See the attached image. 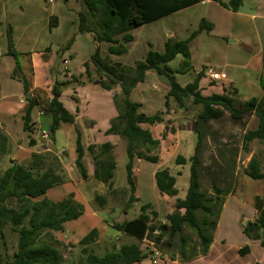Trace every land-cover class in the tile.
Here are the masks:
<instances>
[{"label": "rangeland", "instance_id": "rangeland-1", "mask_svg": "<svg viewBox=\"0 0 264 264\" xmlns=\"http://www.w3.org/2000/svg\"><path fill=\"white\" fill-rule=\"evenodd\" d=\"M212 1L202 0L190 7L132 29L129 33L133 37V41L125 44L126 51L120 55H110L107 50L109 43L97 42L93 33L78 32V13L85 11V7L80 0H0V50H2V53L7 51V32L10 28L12 42L17 52L16 59L7 54L0 57V70L3 77H6L11 71L13 74L17 61L21 71L24 72L25 68L29 71L27 68L29 67L31 53L34 55L39 51H46L52 65L54 84H62L60 86L61 91L63 90L62 100L64 103L69 104L70 101L67 97L69 85H63L66 80L65 75L67 73L75 74L70 77V81H74L79 72H82V75L90 81L97 79L98 76L95 74L92 77L85 74L83 65L87 62L93 67L91 55L97 47L102 58L108 57L113 63L133 66L136 61L145 58L150 48L163 52L167 38L183 40L189 37L192 31L198 29L201 19H204L212 24V30H201L190 41V71L188 74L177 75V80L182 83L199 72L209 74L212 71H224L228 76V80L232 78L233 85L237 90L232 95L235 98L236 106L241 107L244 101L249 100L251 97L259 98L262 95V85H264V20H260L256 24L251 23L248 28L239 33L238 36L240 37L236 40V35L229 33L227 20H223V14L220 12L223 10ZM54 17L57 18L55 24H53ZM169 32L172 34H169ZM119 40H122L121 36H119ZM64 59L67 61L66 64L63 63ZM181 63L182 57L178 56L168 65L172 70H179ZM193 81L194 79L191 80V82ZM168 85L165 76L157 74L154 70H148L143 82L136 86L132 99H130L132 101L136 100V102L142 101L139 111L147 115L161 114L164 117L169 113L173 116V119L167 118L168 120L164 123L166 130L163 131L165 133H175L177 130L180 132L182 129L188 128L194 139H197V133L195 132L197 126L202 137L199 147L202 189L216 195L212 188L213 184L218 188H228L231 194L237 195L232 197L233 199H229L230 205L233 206L236 202L234 199L237 198L240 203L236 202L234 207H239L242 212H249L251 207L239 196H245V194L252 196L256 192L264 196V182L263 184L260 182L257 188L252 182L253 179L244 172L248 161L253 156L259 160L261 171L264 172L263 144L254 139L249 142L247 151L244 150L242 144V136L248 130L256 127L257 118L251 111H247L241 119L236 120L227 111H223L220 117L207 122L200 121L196 125V116L201 111V105L193 104L191 97H187L184 99V106L182 107L173 97H169L168 105L165 106L166 87ZM85 87L93 86L87 84ZM228 89L231 88L228 86ZM140 90H143L144 94H141ZM221 90L222 87L209 88L207 85V87L200 89V92L211 94ZM86 91H88V88L82 92L85 94ZM203 93L201 92L202 95ZM87 96L90 97L89 94ZM88 108L90 109V105H88ZM37 120L39 128L48 129L49 115H40ZM38 125L33 126V132L31 133L24 131L21 125L18 132H12L11 139L3 136L0 138L2 143L0 175L10 166L11 161L27 164L32 159V152H29L32 149L42 153V150L48 147L53 153L55 150L58 152L66 151L67 154L71 153L77 137V132L73 128L69 125H63L53 134L54 140L51 142L34 138V136L39 137ZM182 134H184V139L178 137V140L186 150L185 152L183 150V152L191 153L190 141L185 138L187 131ZM32 140H34V145L31 144ZM159 152L160 147L155 149L153 154H159ZM126 160L125 153L123 155L119 154L117 157L114 184L118 189L113 194L106 191L103 195L107 201L105 208L93 198L95 195L103 194V189H97L93 193L92 188L86 189L84 185L80 184L81 181H79V184L76 183L77 185L74 184L75 186L72 182H68L50 191L51 197H54L56 193L68 192L71 189L76 190L78 188L83 191L84 196L82 202L83 212L80 217L66 222L63 231L51 232L50 238L46 236V240L48 239L59 250L61 264L85 263L86 255L82 253L83 246L79 244V240L97 225L99 217L106 219V222L111 225L108 224L110 226L108 227L99 223L101 236L97 237L87 248L97 256H103L106 253L116 251L123 243L135 241L128 234L112 232L110 228H113V223L136 217L140 212V206L144 202L164 203L159 198L160 193L157 190L154 178L150 177V169L154 163L145 160L138 163L140 171L136 173L135 177V185L141 199L129 201L130 192L128 188L125 190L122 188L128 186L124 166ZM163 161L164 164H169L174 169L175 159L170 161V158H167L166 155ZM184 171L182 178H187L189 168L186 167ZM60 172L62 173V171ZM74 173L78 176V179H81L80 172L75 166ZM187 184L188 179L186 180ZM261 186L263 188H260ZM182 188L183 186L180 183V189ZM219 197H222V195ZM5 203L9 207L18 208L19 206V203L13 197L7 198ZM111 207L119 209L116 212L107 211ZM159 213V217L150 216L149 226L152 229H155L158 223L161 222V217L163 221H166L167 213L165 209ZM116 215L117 217L112 219ZM198 215L201 216L203 213L199 212ZM207 217L209 220L214 219L212 216ZM109 219L112 220L109 221ZM227 220L230 222L231 219L228 218ZM232 221L234 227L238 228L236 220L233 219ZM206 232L210 233L211 231L206 228ZM156 235L157 233L154 234L153 231H149L146 240L140 243L145 252L151 249L150 242H153V245L160 251V260L156 264L185 262L188 256L197 254L200 250L195 230L188 226H184L180 234L186 238L184 244L185 257L180 254L182 244L178 234L173 236L165 234L159 238ZM17 240L18 234L13 232L9 224H6L2 230V236L0 235V264H6L13 259L17 248ZM148 263L154 264L150 260H148Z\"/></svg>", "mask_w": 264, "mask_h": 264}, {"label": "trees", "instance_id": "trees-1", "mask_svg": "<svg viewBox=\"0 0 264 264\" xmlns=\"http://www.w3.org/2000/svg\"><path fill=\"white\" fill-rule=\"evenodd\" d=\"M85 11L78 13V32L93 33L97 42H107L108 53L120 55L126 51L125 44L131 42L133 37L130 31L136 27L150 23L164 16L192 6L201 0H80ZM218 3L230 10L237 11L242 0H227ZM57 18H53V24ZM212 30V24L201 19L197 30L191 32L189 37L183 40H172L168 38L164 43L163 52L148 50L143 60L136 61L133 66H123L120 63H112L108 58H102L98 47L91 55V62L94 72L98 76L95 82L103 89L109 90L113 85H119L121 95H113V103L117 116L110 120L108 134H115L126 142L127 162L125 164L126 181L130 192L129 201L137 200L134 197L135 183L133 180V160L139 158L150 163L158 162V155L153 151L159 147V140L153 138L148 128L142 124L154 125L162 122L160 114L147 115L140 112V102L132 101L130 95L134 87L143 82L145 73L154 70L157 74L163 75L168 80V90L165 94V106L168 105V98L173 97L180 106L187 97H191L192 103L201 105V111L196 116V125L200 121L207 122L220 117L223 111H227L233 119H241L247 111H251L257 118V125L254 129L248 130L242 136V144L245 151L248 144L254 139L259 140L264 146V85L262 95L259 98L251 97L242 103L241 107L236 106L232 94L236 89L223 92L202 95L198 82L201 73L193 82L181 86L173 75L174 71L168 66V62L176 55L182 56L181 68L178 73L188 71L190 67L189 42L201 31ZM121 36V41L119 40ZM7 55L16 59L17 52L14 48L11 36V29L7 32ZM85 74L90 75L88 63L84 64ZM18 72V73H17ZM21 72L20 65L16 61L13 76ZM25 86L24 78L20 79ZM64 84V83H63ZM62 84L55 83L51 89V98L44 102L38 96H27L28 105L22 115L23 130L33 131L30 113L32 108L38 107L44 114L49 115L51 123L49 132L51 137L62 123L72 124L75 115L71 113L60 101ZM166 128V127H165ZM166 130V129H165ZM197 139L193 154L189 159L182 156L175 158L176 164L189 162V183L186 195L183 199H176L174 210L166 216L164 223H158L155 229L149 226L150 216L156 218L157 212L152 209L150 203H143L140 206L139 214L129 220L113 223L112 226L132 236L135 241L123 243L116 251L97 256L89 251L87 246L93 243L98 231L93 227L80 240L83 246L82 253L86 255L84 264H139L147 258V253L141 248L140 243L146 239L149 231L157 230V238L168 234L179 235L181 241L180 254L185 257L184 244L186 238L182 237L184 226L195 230L200 244V253H205L211 242V232L207 233L206 228L213 231L223 203L224 196L230 193L228 188H218L214 184L213 195L202 189L200 180V154L199 147L202 137L198 127H195ZM34 144V141H31ZM2 143L0 140V150ZM112 145L108 142L99 145L90 144L87 150L94 161V177L105 184L109 191L112 190L116 161L112 153ZM76 158L74 166L79 170L83 179L87 178L86 169L82 163L83 148L80 143L79 133L75 140ZM59 161L53 157L49 160L43 154H33L32 161L28 166L17 164L12 161L10 166L0 175V235L6 224L10 225L13 232L18 234L17 248L13 259L6 264H61V254L46 236L50 238L51 232L63 231L64 224L75 220L83 212V205L75 200L73 192L59 201L49 200L46 193L49 189L64 183L60 172ZM244 172L252 179L264 180V172L261 171L260 162L256 157H251ZM155 184L158 191L168 196H175L178 189L175 186L176 179L167 168L159 169L154 173ZM222 197H219L221 196ZM13 197L19 203L18 208L9 207L6 199ZM95 200L103 205L106 198L103 195H96ZM201 212L203 215L199 216ZM207 216L214 219L209 220ZM243 233L250 239H261V246L264 247V207L260 210L257 220L248 221ZM244 246L240 253L248 251Z\"/></svg>", "mask_w": 264, "mask_h": 264}, {"label": "crops", "instance_id": "crops-1", "mask_svg": "<svg viewBox=\"0 0 264 264\" xmlns=\"http://www.w3.org/2000/svg\"><path fill=\"white\" fill-rule=\"evenodd\" d=\"M221 1L226 2V0H221ZM212 2L217 4V6H219L221 10H223V11H220L223 14V20L225 19L227 20L226 23L229 25V28H228L229 33L236 35L235 36L237 37L236 40H238L239 39L238 37H240L238 36L239 33L243 32L245 28H248L251 25V23L256 24V22L260 20H264V0H242L241 6L235 12L222 7L218 3V0H213ZM224 10L226 11L224 12ZM227 12H231V13H227ZM169 34H172V33L169 32ZM189 51H190V47H189ZM3 54H6V52L2 53V50H0V57H2ZM178 56L180 57L181 55L180 54L176 55V57ZM190 58H191V52H190ZM108 60L112 62L109 58ZM170 62H168V64ZM190 67L188 71L184 72V74L189 73ZM27 69H29V71L26 70L25 68L24 72L21 71L16 76H13L12 71H11L6 77H3L2 71L0 70V130L2 132V133L0 132V138L3 136L5 138L11 139L12 132H18V128H20L21 125H22L21 128L23 129L22 115L25 111V108L28 105V101L26 99V97L28 96L27 93H30L29 96H32V95L38 96L44 102L49 101L51 98V89L54 85V80L52 78L53 77L52 65L50 62L49 54L46 53V51H39L34 55H32L31 53L29 67ZM92 70H94V67L88 65V71L91 77L94 76L95 74V72H92ZM177 70L178 69L176 70L173 69L174 71L173 75L175 76L176 81H178L177 75L183 74V73L176 72ZM219 72L225 73L224 71H219ZM199 73H201L200 74L201 76L199 77V82H198L199 90L203 89V87H207V85L209 88L218 87V86L222 87L221 91L214 92L218 94L222 93L224 88H226L227 90H231L232 88L235 89L232 78L228 80V76L226 73H225L226 79L224 80H212L210 77V73L209 74H203V72H199ZM74 75L75 74L67 73L65 75L66 80L63 82L64 84L69 85L68 87L69 92L67 94V97L70 103L66 104L63 102L62 100L63 90L61 91V96H60V101L63 103L65 108H67L71 113L75 115L74 122L72 124L62 123L59 128H61L63 125H69L71 128H73L76 132L79 133L80 143L84 151L83 156H82V163L86 169L87 178L83 179L82 176H80L81 179H78V176L74 173V160L76 158L75 146L71 150L70 154H67L66 151L58 152L57 150H55V152L53 153L50 151V148L48 147H46V149H43L42 153L49 160L55 157L59 161V165H60L59 170L62 171L61 174L64 180V183L48 190V192L46 193L47 198L52 201H59L65 198L69 192H73L75 196V200L82 204L83 199H84L83 191L79 190L78 188L76 190L71 189L68 192L64 191V192L56 193L54 194V197H51L52 195L50 194V191L68 182L70 183L72 182L73 185L74 184L77 185L76 183L79 184V181H81L80 184L82 186L84 185L86 189L92 188L93 193L96 192L97 189H103L104 191L103 194H99V195H105L106 191L109 194L115 193L118 187H116V185L114 184V177H113V186H112L113 191H109L105 184L98 181L94 177V161H93L92 156L87 150V146L90 144L99 145V144L106 143V142L110 143L113 147L112 153L115 158L116 168H117L118 155L119 154L123 155L124 153L126 154V142L124 139H122L118 135L108 134L106 132L107 129L109 128L110 120L117 116V111L113 103V95L114 94L119 95V96L121 95V89L119 85H113L111 89L106 90V89H103L99 83L95 82L96 79L93 81H90L87 79V77L85 78L84 75H82V72H79V75H77L78 77L74 81H70V77ZM197 76H198V73H196V75H194L193 77H190V79L186 80L185 82L180 83L178 81V83L181 86H185L186 84L191 83V80L195 79ZM21 78H24V80L26 81V85H27L26 87L28 89L27 92H25V86H24L23 81L20 80ZM202 81L204 82L203 85H202ZM87 84L93 87H85ZM221 84H223L224 86H222ZM227 85L231 89H228ZM136 86L134 87L130 95L131 99H132V95L134 94V91L137 88ZM87 88H88V91H86L87 93L84 94L82 91ZM60 90H61V87H60ZM166 90H168V87H166ZM201 92L203 93V91ZM140 93L144 94L143 90H140ZM87 94L90 95L89 98ZM203 95H210V94L203 93ZM133 101H136V100H133ZM137 102H140V101H137ZM140 103L142 106L143 102L141 101ZM88 105H90V109L88 108ZM34 112H36L35 113L36 116L34 115ZM40 115L47 116L42 111H40L37 106L32 108L30 117H31V122L33 123V126L38 125L37 119L40 118ZM167 118L173 119V116L167 113L164 117H162L163 120L160 123H156L154 125L142 124V127L148 128L151 131L153 138L159 140L160 152L159 154H157L158 162L152 164L153 167L150 169V177L154 178V173L157 170L167 168L169 173L175 177L176 179L175 186L178 189V193L175 196H168L166 194H162L159 192L160 193L159 198H161L164 203L159 202V204L158 203L153 204L152 202H144V203L151 204L153 210L157 212V217H159L158 215L160 214L159 212L164 209L167 215L173 212L175 200L183 199L186 195V191L188 188V184L186 185L187 179L189 183V175L187 178L185 177L182 178V175L185 172L184 170L186 169V167L189 168V163L186 162L185 164H176L173 169L172 167L169 166V164H164V161H163L164 156L167 155V158H170V161L171 160L174 161V159L177 156H182L185 159H189V157L194 152V147L196 143L195 141L196 139H194V136L191 134V131H189L188 128L182 129L180 132L179 130H177L175 133H171V132L165 133L163 130L165 129L164 123L166 120H168ZM50 123H51V118H50V121L48 122V128H49ZM37 130L47 131L49 138L44 139L40 137V132H39V137H36L34 136V134H32L34 138L36 139L40 138L42 140L51 141V142L54 140L53 139L54 135L53 137H51L49 129L39 128V125H38ZM185 131H187L185 138H187V141H190V144L192 147L191 153H184L186 150L184 149V146H182L178 140V137L179 138L181 137L184 139V134L182 133H184ZM28 133H31V132H28ZM173 141H174V144H173ZM29 152H32L31 157L33 154H42L41 152H38L35 149H32ZM141 160L142 159H139V158H135L133 160L132 173H133L134 183H135L136 173L140 171L138 163L142 162ZM31 161L32 159L27 164L18 163L17 161L15 162L17 164L28 166ZM114 175H115V171H114ZM252 182L258 188V184L260 182L261 184H263L264 181H261V179H257V180L253 179ZM252 182H249V183L251 184ZM180 183L183 186L182 189H180ZM263 186H261L260 188H263ZM122 188L123 190H125L126 188H128V186L122 187ZM49 194H50V197H49ZM95 196L93 197L94 199H95ZM236 196L237 195H234L231 193L224 196L223 203H222V206H221V209H220L217 221H216V226L214 230L211 231L210 233L211 242L209 243L206 252L202 254L200 253V250H199L197 254H191L190 256H188L185 262H177L176 264H264V247H262L260 244L261 239H250L243 233V228L245 224L248 221L253 222L257 220V218L259 217L260 210L264 207V196H261L258 192H256L252 196H247V194H245V196H239V197H242V199L247 203L249 207H251V210L249 212H246V211L242 212L241 209H239V207H234L236 202L240 203V201H238L237 198L234 199L236 200L235 204L233 206L230 205L229 199L230 198L233 199L232 197H236ZM134 197L137 200L141 199V196L138 192V189L136 188V185H135ZM106 203L107 201H105L103 204L104 208H105ZM117 209L119 208L111 207L107 211L116 212ZM116 217L117 215L112 219H115ZM228 218L231 219L230 222L227 220ZM112 219H109V221ZM233 219L236 220L238 224V228L234 227V224L232 223ZM160 221H163L162 217L160 218ZM99 223H101L102 225L104 224L105 226H108V227H110L109 225H111L109 224V222H106V219L99 217L97 225L94 226L98 231L97 237L101 236V231L99 229L100 227ZM226 224L228 225L225 226ZM110 230L112 232H117L116 234L120 232L116 230L114 227L110 228ZM126 243H130V242H126ZM244 246H248L249 250L246 251L245 253H240V250H242ZM147 259L148 258L142 260L139 264H149L148 263L149 259L148 260Z\"/></svg>", "mask_w": 264, "mask_h": 264}, {"label": "built area", "instance_id": "built-area-1", "mask_svg": "<svg viewBox=\"0 0 264 264\" xmlns=\"http://www.w3.org/2000/svg\"><path fill=\"white\" fill-rule=\"evenodd\" d=\"M64 63H66L67 61L64 60L63 61ZM210 73V77L212 80H224L226 79V75L225 73L223 72H217V71H214V72H209ZM40 137L44 138V139H48L49 136H48V132L45 131V130H40ZM165 221H161L160 223H164ZM154 234L158 233L157 230H154L153 231ZM146 239H144L145 241ZM150 245H151V249H148L149 251H147V257L149 258V260L156 264L158 263V261L160 260V256H161V253L160 251L153 245V242H150Z\"/></svg>", "mask_w": 264, "mask_h": 264}, {"label": "water", "instance_id": "water-1", "mask_svg": "<svg viewBox=\"0 0 264 264\" xmlns=\"http://www.w3.org/2000/svg\"><path fill=\"white\" fill-rule=\"evenodd\" d=\"M27 95L29 96V95H30V93H27Z\"/></svg>", "mask_w": 264, "mask_h": 264}]
</instances>
